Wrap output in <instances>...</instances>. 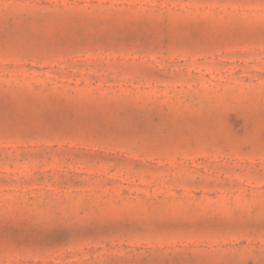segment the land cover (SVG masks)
Instances as JSON below:
<instances>
[{
  "label": "rangeland",
  "instance_id": "374dc122",
  "mask_svg": "<svg viewBox=\"0 0 264 264\" xmlns=\"http://www.w3.org/2000/svg\"><path fill=\"white\" fill-rule=\"evenodd\" d=\"M0 264H264V0H0Z\"/></svg>",
  "mask_w": 264,
  "mask_h": 264
}]
</instances>
